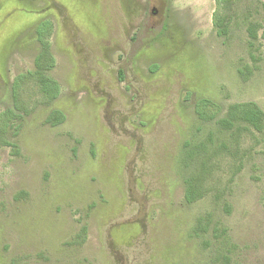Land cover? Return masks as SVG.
<instances>
[{"label":"rangeland","instance_id":"obj_1","mask_svg":"<svg viewBox=\"0 0 264 264\" xmlns=\"http://www.w3.org/2000/svg\"><path fill=\"white\" fill-rule=\"evenodd\" d=\"M62 1L0 0V264H264V0L221 34L215 0Z\"/></svg>","mask_w":264,"mask_h":264},{"label":"trees","instance_id":"obj_2","mask_svg":"<svg viewBox=\"0 0 264 264\" xmlns=\"http://www.w3.org/2000/svg\"><path fill=\"white\" fill-rule=\"evenodd\" d=\"M224 0H215V4H216V8L212 14V24L213 26L216 28V32L218 34H221L222 32L225 31V29L221 28V21L218 19L217 17V11L219 10V7L221 6V2ZM51 23L49 21H43L37 28L36 30V34H37V39L40 43H42V45H44V48L47 50L49 49V41L48 38L44 39V34L46 33L47 35H49V33L51 32ZM42 52L41 55H37L34 61L35 67L37 69H41V58H42ZM49 62L50 64L48 66H46L47 69H51V64L54 62L52 56H49ZM45 68V69H46ZM118 74H120L122 76V70H118ZM17 77L13 82V87L15 88V86L17 85ZM42 85V89L46 90L48 92L51 93V97L55 98L57 97V95L59 94V85L56 82V80H54L53 78L50 77H45L42 79V81L40 82ZM56 115L58 116V118L52 122L53 125L59 124L64 120V115L58 111V110H54L52 112V115ZM245 119L247 118L248 120H252L254 119V121L257 119V117H254L252 115H250L249 113H246V115H244ZM222 122H225V120H222ZM230 124V123H229ZM185 199L188 202H191L193 200L192 194L190 189L188 188L185 192Z\"/></svg>","mask_w":264,"mask_h":264},{"label":"crops","instance_id":"obj_3","mask_svg":"<svg viewBox=\"0 0 264 264\" xmlns=\"http://www.w3.org/2000/svg\"><path fill=\"white\" fill-rule=\"evenodd\" d=\"M58 2H60L59 4H61L62 6H64L65 8H69L65 3H63L64 1H62V0H57ZM68 12L71 14V17H73L74 18V16H72V13L70 12V10L68 9ZM132 14V13H131ZM41 20V19H40ZM42 20H46V19H42ZM41 20V21H42ZM41 23V22H40ZM40 23H38V25L40 24ZM52 23V22H51ZM38 25L36 26V28H35V32H36V30H37V28H38ZM53 25V24H52ZM80 25V24H79ZM82 28H83V30L82 31H84V27L82 26V25H80ZM35 37H36V40H38L37 39V34L35 33ZM53 45L51 44V51L53 52ZM21 54V53H20ZM53 54V56H54V59H55V54L54 53H52ZM35 59V58H34ZM8 60V59H7ZM73 68H74V65H73ZM53 69V68H52ZM54 79V78H53ZM55 80V79H54ZM56 82H57V80H56ZM58 83V85H59V89H60V83L59 82H57ZM61 90V89H60ZM59 90V91H60Z\"/></svg>","mask_w":264,"mask_h":264},{"label":"flooded vegetation","instance_id":"obj_4","mask_svg":"<svg viewBox=\"0 0 264 264\" xmlns=\"http://www.w3.org/2000/svg\"><path fill=\"white\" fill-rule=\"evenodd\" d=\"M153 13H155V10L153 9V11H152Z\"/></svg>","mask_w":264,"mask_h":264}]
</instances>
